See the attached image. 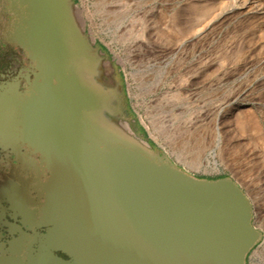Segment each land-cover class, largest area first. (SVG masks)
<instances>
[{
    "label": "water",
    "instance_id": "water-1",
    "mask_svg": "<svg viewBox=\"0 0 264 264\" xmlns=\"http://www.w3.org/2000/svg\"><path fill=\"white\" fill-rule=\"evenodd\" d=\"M9 2V38L35 64L44 90H120L102 88L100 55L73 0ZM56 104L48 132L55 196L91 248L74 263L249 264L263 232L236 179L190 174L116 121L113 110L106 117L92 95L67 104L61 92Z\"/></svg>",
    "mask_w": 264,
    "mask_h": 264
},
{
    "label": "rangeland",
    "instance_id": "rangeland-1",
    "mask_svg": "<svg viewBox=\"0 0 264 264\" xmlns=\"http://www.w3.org/2000/svg\"><path fill=\"white\" fill-rule=\"evenodd\" d=\"M73 2L130 131L192 175L236 179L263 232L249 264H264V0Z\"/></svg>",
    "mask_w": 264,
    "mask_h": 264
},
{
    "label": "flooded vegetation",
    "instance_id": "flooded-vegetation-1",
    "mask_svg": "<svg viewBox=\"0 0 264 264\" xmlns=\"http://www.w3.org/2000/svg\"><path fill=\"white\" fill-rule=\"evenodd\" d=\"M11 19L9 0H0V264H64L60 260L77 264L78 256L84 259L91 248L63 217L56 199L51 159L55 152L48 150L55 144L48 136L55 119L52 123L47 116L56 117L62 92L67 104L92 95L106 117L113 110L122 123V95L120 90H44L43 79L35 76V64L9 38ZM93 45L92 53L100 55V84L106 89L111 82L105 51L95 40Z\"/></svg>",
    "mask_w": 264,
    "mask_h": 264
},
{
    "label": "bare ground",
    "instance_id": "bare-ground-1",
    "mask_svg": "<svg viewBox=\"0 0 264 264\" xmlns=\"http://www.w3.org/2000/svg\"><path fill=\"white\" fill-rule=\"evenodd\" d=\"M76 7V6H75ZM77 10V9H76ZM79 12V11H78ZM77 13V12H76ZM79 14V13H78ZM77 15V14H76ZM78 18H80V17H78ZM77 18V19H78ZM80 20V19H79ZM107 61V60H106ZM105 63V62H104ZM107 67H108V70H109V73H110V71H111V67L109 66V64L107 63ZM112 72V71H111ZM106 88H108V87H106ZM109 91V90H108ZM104 92V91H103ZM110 92V91H109ZM111 95V94H110ZM29 96V95H28ZM108 103V102H107ZM102 106V105H101ZM112 106H114V105H112ZM115 109V108H114ZM109 110H111V109H109ZM122 124H123V126L125 127V128H127L128 130H131V127H130V125H129V123H127V122H122ZM258 164H260V167H263L262 168V170H260V172H262V176H260V174H259V176H258V179H259V181L261 182V179H263L264 180V160H262L261 161V163L259 162ZM263 177V178H262ZM253 199H257V200H259V201H261L262 203H264V182L263 183H261L260 184V188H259V190L255 193V198H253Z\"/></svg>",
    "mask_w": 264,
    "mask_h": 264
},
{
    "label": "trees",
    "instance_id": "trees-1",
    "mask_svg": "<svg viewBox=\"0 0 264 264\" xmlns=\"http://www.w3.org/2000/svg\"><path fill=\"white\" fill-rule=\"evenodd\" d=\"M219 177H223V176H218V177H214V178H219Z\"/></svg>",
    "mask_w": 264,
    "mask_h": 264
}]
</instances>
